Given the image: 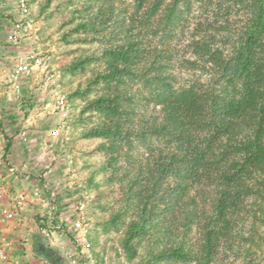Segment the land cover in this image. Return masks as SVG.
I'll list each match as a JSON object with an SVG mask.
<instances>
[{"label":"trees","instance_id":"16d2710c","mask_svg":"<svg viewBox=\"0 0 264 264\" xmlns=\"http://www.w3.org/2000/svg\"><path fill=\"white\" fill-rule=\"evenodd\" d=\"M125 1L80 0L74 11V31L102 45L74 68L104 64L76 94L100 90L88 103L99 122L83 137L103 140L100 170L120 186L111 227L128 218L125 252L145 243L149 264H215L237 237L247 264L264 224V0H133L132 11ZM138 100L150 111L135 122Z\"/></svg>","mask_w":264,"mask_h":264},{"label":"rangeland","instance_id":"374dc122","mask_svg":"<svg viewBox=\"0 0 264 264\" xmlns=\"http://www.w3.org/2000/svg\"><path fill=\"white\" fill-rule=\"evenodd\" d=\"M31 9V17L39 23L35 37L25 41L23 44L14 45L18 48V56L26 53L30 48H35L42 52L49 65L48 71L55 84L53 90H62L66 94L70 111L65 117L66 127L60 132L59 137L51 136L56 123L64 116L51 115L45 110V116L35 119L38 123L35 125V134L25 142L16 140V148L27 153L29 146L40 152L43 160L18 161L15 158L5 160L10 167L15 169L24 168L23 163L26 161L27 166L31 168V162L38 171L51 170L56 173L52 176V188L43 190V196L49 198V214H44L42 218L37 216V224L40 228L46 229V232H55L53 243L60 247L61 255L67 262L66 255L75 253L77 232L73 228L76 218V205L79 200L86 199L85 210V239L90 245L88 252L89 257L84 264H149V255L145 243L138 249V254L131 257L125 252L123 246V237L128 225V218H122V223L117 227H111V217L118 210V203L122 199L120 186L118 182H110L109 174L102 172L100 169L104 165L106 156L97 147L103 142L99 138H84L83 135L91 127L99 122V116L88 108V103L99 96L100 90L93 89L87 96L80 97L76 91L82 90L88 86V82L94 78L95 74L101 71L104 64L100 60H89L82 68H74L78 62L85 56L98 55L102 51V45L96 42H85L83 32H75L74 26L78 19L74 13L79 7L80 0H28ZM126 0L124 5L132 11L130 2ZM4 7V8H2ZM16 9L15 0H0V45H3L1 38L6 39L7 25L14 21V12ZM199 13V5H195L190 13V20L187 24L186 32H189ZM241 16L231 19L237 21ZM17 18V17H16ZM5 55V54H4ZM0 58V75H5V81H9V73L14 68L15 62L3 66V59ZM13 54L10 53V56ZM1 57V56H0ZM15 61V60H14ZM6 63H9L7 61ZM2 64V65H1ZM6 69V70H5ZM5 70V71H4ZM6 72V73H5ZM40 77L24 78L21 80L20 94H16L11 88V96L5 95L3 101L20 105V109L14 110L12 107L6 109L2 104L0 115H6L16 119L12 122L15 125L18 120L28 119L31 113L25 110L31 106L32 99H40L50 102L52 94L42 95L39 92L28 94L29 87L36 88L39 84ZM2 82V81H1ZM10 86L11 83H7ZM5 87V85H3ZM50 96V97H49ZM136 102L135 122H138L144 115H148L150 108L143 104L142 100ZM3 111V112H2ZM30 112V113H29ZM33 113H39L34 111ZM22 117V118H21ZM54 117V119L52 118ZM16 125V131L22 126L23 131H29L30 124L24 123ZM14 128V129H15ZM28 134V133H27ZM51 138V140H50ZM53 138V139H52ZM145 149L136 144L133 154H143ZM12 159V160H11ZM123 161H121L122 163ZM26 168V167H25ZM43 172L41 173V175ZM53 207V209H52ZM51 218V219H50ZM260 238H256V253L247 264H264V224L258 226ZM245 236V234H243ZM49 236L44 234L40 238L42 247H46ZM237 244L227 251L225 245H221L215 259V264H244V251L247 244L243 243L241 237L236 238ZM62 243V244H61ZM62 247V246H61ZM67 248H71L68 250ZM77 252L81 253V248L77 247ZM160 264H199L198 262H181L171 261Z\"/></svg>","mask_w":264,"mask_h":264},{"label":"crops","instance_id":"0c3cea01","mask_svg":"<svg viewBox=\"0 0 264 264\" xmlns=\"http://www.w3.org/2000/svg\"><path fill=\"white\" fill-rule=\"evenodd\" d=\"M4 8V7H2ZM12 12H14V20L16 19V9H12ZM6 33L8 34L11 25H7ZM3 45H7L3 48H1L0 45V58L5 54L6 57L3 59L4 65L7 66L8 64H11L14 62V60L18 57V48L19 47H13L8 45V43L5 42V39L1 38ZM10 53L13 54L10 56ZM4 55V56H5ZM9 61V63H6ZM1 63V62H0ZM2 65V64H1ZM6 70V69H5ZM4 70V71H5ZM6 73V72H5ZM5 75H0V106L3 104L6 109L13 108L14 110L20 109V105L4 102L3 99L6 97L5 95H8V97L11 96V85L7 86L5 81ZM2 81V82H1ZM5 85V87H3ZM45 101V100H44ZM40 99L33 100L30 103L31 106L27 107L25 110L32 112L30 117L28 119L18 120L15 125H12V122H16L17 119L20 118V116L16 119H13L10 117H6L8 115L6 112L0 115V157H2L4 160H8V158H15V160L23 161V160H36L37 162H40L43 160V157H41L40 152H38L36 149L29 146V150L27 153L22 152L23 148L19 150L16 148V140H19L23 143V140L20 137V133L22 131V126H24V123L30 124V129L27 133L26 141L29 138V141L31 137L35 134V125L38 124L35 122V119L40 118V116H45V110L47 112L51 113V107H47V109H44L46 107H43V102ZM2 107H0V111ZM34 111L39 113H33ZM29 112V113H30ZM54 119V117H52ZM22 124L21 128L18 129L17 132H15L17 129L15 128L16 125ZM15 128V129H14ZM53 139V138H52ZM51 140V138H50ZM25 141V142H26ZM10 143L9 150L6 152L5 147L6 144ZM12 160V159H11ZM23 163L24 168L17 169V172L12 174L5 170L4 168H1V171L4 173V180L2 183H0V192L1 189L4 190V193H1L0 195V241L4 239L3 243H7L8 246L6 247V255L8 257V260L3 262L0 260V264H50L47 258L41 254H39L36 249L37 247L42 250V245L40 243V238L42 236L44 237V234L46 236H49L46 232V229H42L37 224V216L42 218L44 214H49V205L51 202L49 201V198H46L43 196V190L46 191L52 188V176H55L56 173H51V170L47 171H38L37 168L33 167V164L31 162V168L27 166V162ZM43 174L41 175V173ZM35 191L39 192L40 197H36L34 195ZM47 192V191H46ZM16 198L23 199V208L22 211L18 215H14L11 219H6L5 214L6 213H13L15 212V205L14 200ZM51 237L56 240L55 238V232L50 233ZM49 236L48 242L46 247L53 251H55L58 254H61V249L64 248V246H67L66 244H62L57 246V244L53 243L52 238ZM62 246V247H61ZM68 250H71V248H67ZM67 264V262H66Z\"/></svg>","mask_w":264,"mask_h":264},{"label":"built area","instance_id":"2783aa9c","mask_svg":"<svg viewBox=\"0 0 264 264\" xmlns=\"http://www.w3.org/2000/svg\"><path fill=\"white\" fill-rule=\"evenodd\" d=\"M16 15L17 18L12 22L11 28L6 36L5 42L8 44L20 45L25 41L35 37L37 32V27L39 23L31 17V9L28 0H15ZM15 65L11 73H9V83H11V88L16 94H20L21 90V80L24 78L40 77L39 84L36 88L29 87L28 94L40 93L42 95H47L51 93L52 96L49 98L51 101L44 103V109L51 107V115L64 116L62 117L54 126L51 131V136L59 137L60 132L66 127L65 117L70 111V105L65 93L62 90L52 89L55 84V79L52 78L48 71V63L42 52H38L35 48H30L26 53L19 55L15 59ZM20 137L23 141H26L27 131H21ZM4 168L8 172L14 174L15 169L10 167L5 160L0 157V183L4 180V173L1 171ZM5 191L1 189V193ZM34 195L40 197L39 192L35 191ZM86 199L79 200L76 205V218L73 223V228L77 232L79 238H75L76 246L81 248V253L77 252V247L75 248V253H68L66 255L67 264H84V261L89 257L88 252L90 249L89 243L85 239V210H86ZM15 212L6 213L5 218L11 219L14 215H18L23 208V199L16 198L14 200ZM53 209V207H52ZM51 219V218H50ZM0 241V260L5 262L8 260L6 255L7 243Z\"/></svg>","mask_w":264,"mask_h":264}]
</instances>
